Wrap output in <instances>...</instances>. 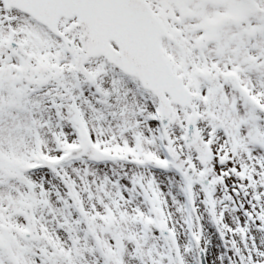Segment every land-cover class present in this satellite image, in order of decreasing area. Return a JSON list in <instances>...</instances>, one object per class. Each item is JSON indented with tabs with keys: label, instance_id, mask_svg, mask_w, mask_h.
<instances>
[{
	"label": "snow or ice",
	"instance_id": "6c2138e0",
	"mask_svg": "<svg viewBox=\"0 0 264 264\" xmlns=\"http://www.w3.org/2000/svg\"><path fill=\"white\" fill-rule=\"evenodd\" d=\"M0 264H264V0H0Z\"/></svg>",
	"mask_w": 264,
	"mask_h": 264
}]
</instances>
